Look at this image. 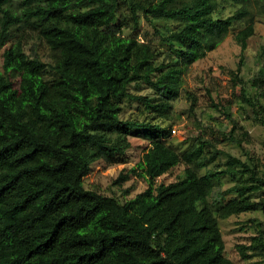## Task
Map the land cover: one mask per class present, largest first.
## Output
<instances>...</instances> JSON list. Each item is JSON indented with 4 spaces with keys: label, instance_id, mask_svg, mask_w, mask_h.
Wrapping results in <instances>:
<instances>
[{
    "label": "trees",
    "instance_id": "16d2710c",
    "mask_svg": "<svg viewBox=\"0 0 264 264\" xmlns=\"http://www.w3.org/2000/svg\"><path fill=\"white\" fill-rule=\"evenodd\" d=\"M254 1L0 0V264H234L220 222L257 207L264 213V167L252 152L244 160L219 145L245 149L247 132L230 102L213 98L232 123L222 140L199 134L181 153L165 142L164 123L183 72L245 24L234 33L239 67L228 73L235 98L264 126V69L249 85L241 76ZM228 7L236 10L226 15ZM144 20L156 31L157 21L177 24L164 39L173 55L161 63L150 30L142 40L125 34L129 21L140 31ZM29 40L43 42L50 61L28 53ZM141 83L165 99L133 94ZM126 100L143 102L150 115L125 118ZM135 131L150 146L115 184L134 175L148 188L126 202L86 188L96 162H128ZM180 166L182 178L156 184ZM238 175L249 181L215 190L216 179ZM226 194L233 197L220 203ZM237 248L244 260L264 261V230Z\"/></svg>",
    "mask_w": 264,
    "mask_h": 264
},
{
    "label": "rangeland",
    "instance_id": "374dc122",
    "mask_svg": "<svg viewBox=\"0 0 264 264\" xmlns=\"http://www.w3.org/2000/svg\"><path fill=\"white\" fill-rule=\"evenodd\" d=\"M256 1L253 3L256 31L248 40V49L245 52L241 69V76L247 85L251 84L253 78L264 69V0H258L259 5ZM235 10L233 7H228L225 14L231 15ZM126 12L130 17V11ZM129 22L125 28L126 35L135 34L142 40L146 29L150 30L160 50L157 62L161 63L166 60L170 53L173 55L172 48L164 39L170 31L176 29L177 24L175 22L157 21L155 25L157 31L145 20L142 21L140 31H133L131 21ZM243 26L245 24H238L232 34L215 51L210 52L206 58L198 60L183 72V82L179 95L169 100L171 104L168 113L170 120L164 125L171 126V133L164 140L181 153L196 143L199 134L222 140L224 132L227 133L231 130L232 123L222 111L212 106L211 98L217 103L230 102L231 107L228 111L233 114L239 125L243 126V131L247 132L248 135L244 143L245 149L233 141H222L219 148L244 160L248 158L246 150L249 153L252 152L257 163L264 167V126L255 119L254 114L244 106L242 101L235 98L233 83L228 73L230 69H237L241 61V49L236 43L234 33ZM2 51L0 50V68L3 65ZM27 51L31 54H39L45 61H50L49 49L39 40H29ZM130 91L136 95L150 97L153 102H160L165 99L147 83L132 84ZM123 105L125 118L144 119L150 115V111L143 102L126 100ZM131 143L132 146L128 151V162L115 165H107L103 161L96 162L91 173L85 177L86 188L115 196L121 202H126L146 190L149 186L148 182L134 175L122 185L115 184L121 173H125L138 164L150 146V141L145 133L139 131L133 133ZM226 160L225 156H221L217 163L223 164ZM183 175L184 166H180L159 177L156 184L171 183L182 178ZM248 181V176H223L214 181L215 190L225 191L236 184ZM231 197H233L232 194H226L222 196L219 202L223 203ZM255 200L259 201V197H255ZM220 224L226 256L234 264H264L261 257L244 260L237 248L239 244H250L260 230H264V213L261 207H257L255 211L250 213L223 219Z\"/></svg>",
    "mask_w": 264,
    "mask_h": 264
}]
</instances>
